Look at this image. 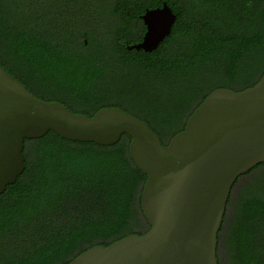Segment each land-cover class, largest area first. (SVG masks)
<instances>
[{
    "label": "trees",
    "instance_id": "16d2710c",
    "mask_svg": "<svg viewBox=\"0 0 264 264\" xmlns=\"http://www.w3.org/2000/svg\"><path fill=\"white\" fill-rule=\"evenodd\" d=\"M162 3L176 16L170 35L151 53L128 50L145 31L140 16ZM0 66L73 113L121 108L167 145L212 91H241L264 75V0H0ZM129 143L127 135L107 147L71 142L52 131L25 141V170L0 195V264H68L146 233V175ZM251 180L257 186L241 192ZM232 193L218 264H264V164Z\"/></svg>",
    "mask_w": 264,
    "mask_h": 264
},
{
    "label": "water",
    "instance_id": "95a60500",
    "mask_svg": "<svg viewBox=\"0 0 264 264\" xmlns=\"http://www.w3.org/2000/svg\"><path fill=\"white\" fill-rule=\"evenodd\" d=\"M175 19L166 3L146 10L142 39L127 49L156 50ZM49 131L104 147L127 135L130 158L146 175L140 207L149 230L93 246L68 264H218V234L232 189L264 164V75L241 91H212L163 145L145 121L121 108H102L92 117L73 113L34 96L0 66V195L25 170V141Z\"/></svg>",
    "mask_w": 264,
    "mask_h": 264
},
{
    "label": "rangeland",
    "instance_id": "374dc122",
    "mask_svg": "<svg viewBox=\"0 0 264 264\" xmlns=\"http://www.w3.org/2000/svg\"><path fill=\"white\" fill-rule=\"evenodd\" d=\"M257 184H258V182H257L256 180H251V181H249V182H247V183H244V185L240 188V191H241V192H245L247 189H249V187H252V188H253V187H256ZM239 187H240V184L237 185V186L235 187V189L233 190V193H232V200H233L234 196L236 195L237 191L239 190ZM230 206H231V203L229 204V208H230Z\"/></svg>",
    "mask_w": 264,
    "mask_h": 264
},
{
    "label": "flooded vegetation",
    "instance_id": "af4514ba",
    "mask_svg": "<svg viewBox=\"0 0 264 264\" xmlns=\"http://www.w3.org/2000/svg\"><path fill=\"white\" fill-rule=\"evenodd\" d=\"M145 29V28H144Z\"/></svg>",
    "mask_w": 264,
    "mask_h": 264
}]
</instances>
